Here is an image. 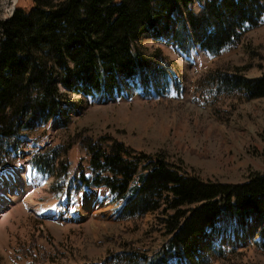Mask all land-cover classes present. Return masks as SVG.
Returning <instances> with one entry per match:
<instances>
[{
	"label": "rangeland",
	"instance_id": "obj_1",
	"mask_svg": "<svg viewBox=\"0 0 264 264\" xmlns=\"http://www.w3.org/2000/svg\"><path fill=\"white\" fill-rule=\"evenodd\" d=\"M18 1L0 0V22L13 16ZM202 3L194 0L193 8ZM137 49L150 69L123 82L112 97L86 103L71 97L78 106L70 111L69 126L58 118L39 126L24 141L21 161L9 160L0 169V181L13 174L24 186L8 207L0 200V264H112L118 253L155 257L165 246L152 214L122 220L123 201L105 188L81 184L82 171L86 178L93 175L87 148L92 142L104 149L123 144L135 156L163 154L188 176L213 184L240 185L264 173V97L249 99L211 82L218 74L264 76V22L217 57L195 45L181 51L153 34L141 38ZM147 73L151 84L144 82ZM54 150L56 172L41 170L35 161ZM240 225L226 213L216 229H207L201 252L209 264H264V249L250 237L258 227L252 220ZM206 243L214 246L207 249ZM162 264L193 262L172 257Z\"/></svg>",
	"mask_w": 264,
	"mask_h": 264
},
{
	"label": "trees",
	"instance_id": "obj_2",
	"mask_svg": "<svg viewBox=\"0 0 264 264\" xmlns=\"http://www.w3.org/2000/svg\"><path fill=\"white\" fill-rule=\"evenodd\" d=\"M19 1L13 16L0 22V169L21 157L24 141L39 126L55 118L69 126L70 111L78 106L71 97L80 103L112 97L123 82L150 69L137 51L144 36L168 38L185 52L195 45L217 57L264 22V0H204L198 11L194 0ZM144 82L152 83L150 73ZM211 82L249 99L264 97V76L218 74ZM87 148L93 175L82 171L81 184L104 187L123 201L122 220L152 214L166 238L155 257L123 252L112 264H162L171 257L209 264L201 252L207 229H216L226 213L235 214L240 227L252 220L258 229L250 237L264 249V173L240 185L213 184L188 176L163 154L135 156L118 143ZM54 156L55 150L35 163L55 173Z\"/></svg>",
	"mask_w": 264,
	"mask_h": 264
},
{
	"label": "bare ground",
	"instance_id": "obj_3",
	"mask_svg": "<svg viewBox=\"0 0 264 264\" xmlns=\"http://www.w3.org/2000/svg\"><path fill=\"white\" fill-rule=\"evenodd\" d=\"M16 176L17 175L13 174L6 175L3 181H0V200L4 206L8 207L11 205L12 202L15 201V197L22 194V190L24 189L23 182L20 180L18 181ZM15 182L17 185H14ZM1 186L3 187L1 188ZM42 215L46 214L42 213Z\"/></svg>",
	"mask_w": 264,
	"mask_h": 264
},
{
	"label": "snow or ice",
	"instance_id": "obj_4",
	"mask_svg": "<svg viewBox=\"0 0 264 264\" xmlns=\"http://www.w3.org/2000/svg\"><path fill=\"white\" fill-rule=\"evenodd\" d=\"M0 210H2V207H0Z\"/></svg>",
	"mask_w": 264,
	"mask_h": 264
}]
</instances>
